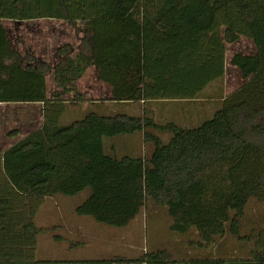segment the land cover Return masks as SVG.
<instances>
[{"label":"trees","instance_id":"1","mask_svg":"<svg viewBox=\"0 0 264 264\" xmlns=\"http://www.w3.org/2000/svg\"><path fill=\"white\" fill-rule=\"evenodd\" d=\"M231 1L163 0L142 21L141 0H0V103L43 106L41 128L0 151V264H264V212L262 227L238 237L252 244L241 257L174 259L163 250L68 262L34 256L42 234L66 241L60 221L45 228L35 222L44 200L57 195L87 192L75 215L112 228L127 226L151 202L167 211L172 232L195 231L207 245L226 233L238 236L251 200L264 206V0L259 20L247 5L240 10L255 54L233 56L230 65L244 82L224 97L226 45L238 36L223 29L217 11ZM37 20L63 21L82 33L74 58L69 45L56 51L60 91L51 100L49 65L21 58L2 24ZM91 66L111 98L63 124L62 95L80 101L75 83ZM212 88L218 100L206 99ZM209 100L211 116L195 125H187L188 117L186 124L170 115L155 120L148 107H203Z\"/></svg>","mask_w":264,"mask_h":264},{"label":"rangeland","instance_id":"2","mask_svg":"<svg viewBox=\"0 0 264 264\" xmlns=\"http://www.w3.org/2000/svg\"><path fill=\"white\" fill-rule=\"evenodd\" d=\"M195 1L182 0V4L186 5ZM259 1L234 0L217 11L223 29L229 27L238 36V40L235 43L226 45L225 73L222 84V94L224 97L229 96L240 88L244 82L237 68L230 65L233 56L237 54L253 56L255 54L251 34L244 24L240 10L247 5V9L259 20L261 15ZM162 2L163 0H141L142 21L151 18L159 9ZM3 24L10 43L19 53L20 57L23 58L25 55L34 57L35 61L31 63V66L43 62L48 63L50 66L59 63L62 57L58 56L56 51L64 45L70 46L71 53L69 56L74 58L82 38L80 33H76L70 25L61 21L37 20L22 23L4 22ZM45 80L47 90L52 91L53 83L49 78ZM217 93L218 90L216 88L208 90L207 95H205L206 99L215 98L218 100L216 98ZM108 95L105 97H108ZM95 97L94 95L92 98ZM84 99L86 101L91 100L89 99V95H85ZM102 101H107V99ZM212 101L209 100L210 104L203 107L191 103L184 106L183 103L175 102L161 105L151 104L148 107L153 109L155 113L153 118L155 120L162 121L160 120L161 118L165 119L168 117L166 115H170L174 121L186 124L185 119L188 117L187 125H195L199 120L211 116L210 114L213 112ZM9 104V106L6 105L0 108L1 149L9 147L10 144L16 141L19 142V140L34 132L35 126L33 125V121L39 115V109L32 103ZM124 108L119 106L117 108L118 113H124ZM78 116L71 115L68 121H66V114H63L61 121L63 124H69ZM24 118L26 119V127L21 125ZM16 130L20 131L21 134L17 138L10 140L9 134ZM167 138L168 135L164 134L163 139L167 140ZM141 143H139V146L142 148ZM120 147V143H117V148ZM87 194L85 192L80 196L71 198L57 195L44 200L35 218L37 226L45 228L56 224V221H60L64 226L61 236L66 241L56 243L48 233L39 236L34 252L37 261L60 260L68 262L114 256L131 259L138 257L144 252L157 250L165 251L174 259L241 257L248 253L252 244L241 243L238 237L250 235L252 229H258L263 225L261 218L264 206L255 200H251L246 207L238 236L226 233L223 237L215 238L212 244L207 245L199 241L195 231H190L185 235L172 232L169 228L171 218L168 216L167 211L163 207L151 202H147L141 213L123 228L106 227L94 223L89 218L77 217L74 209L77 204L87 197ZM253 231L256 233V230ZM72 242L78 245L74 249H70L69 243L74 245Z\"/></svg>","mask_w":264,"mask_h":264},{"label":"crops","instance_id":"3","mask_svg":"<svg viewBox=\"0 0 264 264\" xmlns=\"http://www.w3.org/2000/svg\"><path fill=\"white\" fill-rule=\"evenodd\" d=\"M38 21H43V20H38ZM46 21H58V20H46ZM4 22L22 23L25 21H22V22H20V21H3L2 24ZM61 22H63V21H61ZM3 26H4V24H3ZM77 26L80 27L79 24ZM78 33H80V35H82L81 32H78ZM13 49L16 50L14 47H13ZM46 64H48V63H46ZM57 64L58 63H56L54 66H50L48 64L50 67V70H49L48 74L46 75V79L49 78L51 80V82L53 83L52 89H51L52 91L47 90L48 91L47 98L49 100L53 99L52 98L53 93L60 91V89L57 88V86L55 85L54 75H53V70ZM35 65H37V64H34V66ZM75 85H76L78 91L80 92V94L82 95V97H81L82 99L80 101H78V102L72 101L73 96L71 94L62 95V98H61L63 100L62 103L66 104L65 108H64V114H66V117H65L66 121H68L69 116H71V115H79L78 117L74 118V120H72V122L75 120L82 119L86 113L90 112V110L95 108L96 104L106 102V101H102V100L107 99V101H108L111 98L110 97L111 89L107 84L100 81L99 76H98V71H97L95 66H91V67L87 68V70L85 71L83 76L75 83ZM85 95H87V96L89 95V99H91V100L86 101L84 99ZM94 95L96 97L92 98ZM107 95H108V97H105ZM32 104H34L35 107H37L39 109V115H38L37 119H35V121H33V125L35 126V131H37L41 128L42 123H43V106L40 103H32ZM6 105L9 106L10 104L9 103H0V108L2 106H6ZM96 106H98V105H96ZM23 120L24 121L21 122L22 123L21 125L23 127H26L25 126L26 119L24 118ZM20 134H21V132L16 130V131L11 132L8 137L11 140V139L17 138ZM138 140H139V143H141V137L140 136L137 137L136 141H138ZM17 142L18 141L10 144V146L5 148V149L0 148V151H5V150L9 149L11 146L15 145ZM131 143L134 145V148L137 150L138 147L135 146L134 142H131ZM141 145H142V143H141ZM120 148H119V150H121Z\"/></svg>","mask_w":264,"mask_h":264}]
</instances>
